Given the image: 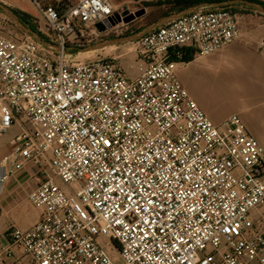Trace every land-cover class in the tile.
I'll list each match as a JSON object with an SVG mask.
<instances>
[{"label": "built area", "instance_id": "obj_1", "mask_svg": "<svg viewBox=\"0 0 264 264\" xmlns=\"http://www.w3.org/2000/svg\"><path fill=\"white\" fill-rule=\"evenodd\" d=\"M35 3L61 52L0 31V135L20 128L0 194L28 175L40 222L11 228L0 264H264V147L239 115L215 124L177 75L186 49L240 40V16L212 8L156 29L129 79L117 57L69 53L117 26L111 0Z\"/></svg>", "mask_w": 264, "mask_h": 264}, {"label": "crops", "instance_id": "obj_2", "mask_svg": "<svg viewBox=\"0 0 264 264\" xmlns=\"http://www.w3.org/2000/svg\"><path fill=\"white\" fill-rule=\"evenodd\" d=\"M34 22L37 23V20L34 19ZM240 28V40L208 56L195 54L191 61L179 67L177 75L191 97L215 124L221 125L230 116L239 115L249 133L264 147V45L261 46L264 43V17L259 14L241 15ZM188 50L192 53L194 49ZM207 83L222 85L224 88L245 89V93L238 99V107L231 115L222 118L208 108L207 99L202 94L206 91ZM3 136L0 135V159L12 152L13 139L4 143ZM19 177L18 182L12 180L0 194V251L9 245L11 228L27 231L40 222V216L39 220L30 224H25V221L15 216L21 205L29 201V194L36 187L28 175L23 173ZM13 261L9 260L8 264H19Z\"/></svg>", "mask_w": 264, "mask_h": 264}, {"label": "rangeland", "instance_id": "obj_3", "mask_svg": "<svg viewBox=\"0 0 264 264\" xmlns=\"http://www.w3.org/2000/svg\"><path fill=\"white\" fill-rule=\"evenodd\" d=\"M43 4H51L52 0H36ZM71 4L77 2V0H70ZM165 0H111L115 9L117 10V26L114 29L109 30L94 39V43L100 41L115 39L122 36L133 35L156 19L160 18L167 12L165 6L160 5ZM10 6L14 11H18L23 14L34 16L37 20L38 27L43 33H48L47 23L39 12L35 0H0ZM236 13L241 16L244 14H259L256 10H252L249 7H237ZM139 13H145L139 16ZM130 21V19H132ZM0 31L15 36H24L25 34L12 22V20L0 10ZM138 47L137 42L127 43L119 46H111L104 50L95 51L91 53H82L80 49H71L69 53L74 54V60L85 61L88 59L117 57L119 58L118 64L124 70L129 79H135L139 76L138 56L135 52ZM240 78V74L237 75ZM206 91L202 94L206 97L208 108L215 113L216 116L226 117L231 115L232 112L238 107V99L245 93L242 88L235 89L224 88L222 85H213L207 83L205 87ZM203 89V88H202ZM201 89V91H202ZM20 133V128L14 126L6 135L2 137L4 143H8L11 139H14ZM60 186L64 189L74 191V187H68L60 180L58 181ZM75 196V195H71ZM16 218L20 221H25V224H30L33 221L39 220L40 211L32 204L31 201H26L21 205L19 211L16 213ZM104 248L112 251L114 256L120 257V251L118 245L105 237L100 238ZM117 264H122V261H118Z\"/></svg>", "mask_w": 264, "mask_h": 264}, {"label": "water", "instance_id": "obj_4", "mask_svg": "<svg viewBox=\"0 0 264 264\" xmlns=\"http://www.w3.org/2000/svg\"><path fill=\"white\" fill-rule=\"evenodd\" d=\"M237 7H249V8H252V9L258 11L259 13H261L264 16V6L260 3L253 2V1L230 0V1H223V2L201 3V4H198L195 6H191L187 9L182 10V11H179V12H176V13H173L170 15H166V16L158 19L157 21L151 23L146 28H144L143 30H141V31H139L133 35H127V36H122V37H118L115 39L100 41L98 43H94V44H91V45H88V46L82 48L80 50V52L90 53V52L104 50V49L111 47V46H119V45H123V44H127V43L139 42L145 36L152 33L156 29H158L164 25H167V24H169V23H171V22H173L179 18L184 17V16L194 14V13H198V12H202V11H206V10H209L212 8L235 9ZM0 10H2L3 13L5 15H7L12 20V22L25 35L31 37L32 39L36 40L37 42H39L40 44L44 45L46 48H48L54 52H57V53L61 52L60 47H58L57 45L50 43V42L46 41L45 39H43V37L41 36V34L39 32L33 30L32 28H30L28 26V24L23 22L22 19L20 18V16L10 6L6 5L3 2H0ZM143 14H145V13H139V16H141ZM133 18L134 17H132V19H130V21L133 20ZM98 27L101 30H104L101 25H98Z\"/></svg>", "mask_w": 264, "mask_h": 264}, {"label": "trees", "instance_id": "obj_5", "mask_svg": "<svg viewBox=\"0 0 264 264\" xmlns=\"http://www.w3.org/2000/svg\"><path fill=\"white\" fill-rule=\"evenodd\" d=\"M56 1L57 0H52V3H56ZM223 1H230V0H165L160 5L165 6L164 8H167L168 10L160 18H162V17H164L166 15H170V14H173V13H176V12H179V11H182L184 9H187V8L191 7V6H195V5H198V4H201V3H207V2H223ZM248 1L257 2V3H260V4H262L264 6V2L259 1V0H248ZM66 4L67 5L68 4H71V1L70 0H62V5H66ZM232 10L234 12L237 11L236 8L235 9H232ZM252 10H254V9H252ZM15 12L20 16V18L22 19L23 22H25L26 24H28V26L30 28H32L33 30L39 32L41 34V36L43 37V39L46 40V38L44 37V35L40 32L37 23L34 22V19L30 15L23 14V13H20L18 11H15ZM261 16H263V15H261ZM160 18H158V19H160ZM158 19H156L155 21H157ZM184 54H185L184 55L185 62H189L195 56L196 51L193 50L192 53H191V51H189L188 49H186L184 51Z\"/></svg>", "mask_w": 264, "mask_h": 264}, {"label": "bare ground", "instance_id": "obj_6", "mask_svg": "<svg viewBox=\"0 0 264 264\" xmlns=\"http://www.w3.org/2000/svg\"><path fill=\"white\" fill-rule=\"evenodd\" d=\"M91 53V52H90ZM88 54V53H87ZM120 58V57H119Z\"/></svg>", "mask_w": 264, "mask_h": 264}]
</instances>
